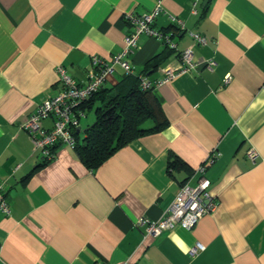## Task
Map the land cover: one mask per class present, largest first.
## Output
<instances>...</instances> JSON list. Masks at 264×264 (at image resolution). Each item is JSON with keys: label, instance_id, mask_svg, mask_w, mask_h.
<instances>
[{"label": "crops", "instance_id": "0c3cea01", "mask_svg": "<svg viewBox=\"0 0 264 264\" xmlns=\"http://www.w3.org/2000/svg\"><path fill=\"white\" fill-rule=\"evenodd\" d=\"M157 4L153 29L170 35L176 50L142 35L127 60L130 76H140L164 53L143 77L168 125L94 171L66 144L44 163L21 126L60 92L57 67L86 83L94 57L110 65L122 51L125 16ZM188 47L198 65L180 72ZM167 69L176 74L160 84ZM126 76L114 66L101 90ZM82 111L94 122V106ZM202 177L214 211L191 230L146 236L137 222L160 220L180 188ZM0 185L10 208L0 213V264H264V0H0ZM197 243L204 250L191 258Z\"/></svg>", "mask_w": 264, "mask_h": 264}, {"label": "built area", "instance_id": "2783aa9c", "mask_svg": "<svg viewBox=\"0 0 264 264\" xmlns=\"http://www.w3.org/2000/svg\"><path fill=\"white\" fill-rule=\"evenodd\" d=\"M197 1L192 0L193 6ZM159 14L160 8L158 4L144 15L127 14L124 21L129 28V32L124 38L122 51L113 57L110 65L94 57L92 59V67L87 74L86 83H76L67 75L64 67H57L56 72L61 86L60 92L56 96L41 102L36 107L35 112L28 116L21 126L22 130L28 134L33 147L40 152L43 160L48 162L54 160L55 149L60 144H66L70 147L74 146L75 141L71 132L79 129V120L84 115L82 106L102 88L107 76L112 73L114 66L120 67L125 75H133V68L127 59L137 48L140 36L146 35L155 38L170 50H176V45L172 43L170 35L159 33L153 29L154 20ZM170 19L172 23L178 24L183 29L180 21L175 18ZM190 37L194 44L198 46L206 45V39L203 36L197 33H190ZM179 60L181 62L180 72H187L198 65L194 61L192 50L189 47L179 53ZM213 66L214 62L212 61L205 63V67L208 69ZM164 73L165 77L160 81V84L169 82L176 74L171 69L165 70ZM140 85L143 90L152 87V84L144 77H141ZM47 119L52 120L53 126L51 130L44 131L41 128V123ZM247 157L254 161L256 154L250 151ZM198 171L204 176V167L199 168ZM209 186V181L204 177L201 178L195 187L183 185L160 220L149 221L141 219L137 224L144 226L146 236L151 238H157L162 233L171 231L176 227L191 230L204 216L215 209ZM1 191L2 187L0 185V213L3 216H9L10 208L5 202ZM203 250L204 247L197 243L189 251V256L193 258Z\"/></svg>", "mask_w": 264, "mask_h": 264}, {"label": "trees", "instance_id": "16d2710c", "mask_svg": "<svg viewBox=\"0 0 264 264\" xmlns=\"http://www.w3.org/2000/svg\"><path fill=\"white\" fill-rule=\"evenodd\" d=\"M165 49L170 50L166 45ZM164 56V53L156 55L140 76L127 75L116 87L100 89L85 103L87 107H95V120L82 137L76 131L71 135L75 141L73 151L87 170H96L131 141L159 133L168 125L152 94L153 88L143 90L140 85L141 77L158 68ZM177 164L169 163L168 169L174 170Z\"/></svg>", "mask_w": 264, "mask_h": 264}, {"label": "rangeland", "instance_id": "374dc122", "mask_svg": "<svg viewBox=\"0 0 264 264\" xmlns=\"http://www.w3.org/2000/svg\"><path fill=\"white\" fill-rule=\"evenodd\" d=\"M81 122H80V126H81V130H85L87 126L91 125L93 122V113H86L82 118H81ZM83 133L80 134V136H82Z\"/></svg>", "mask_w": 264, "mask_h": 264}, {"label": "water", "instance_id": "95a60500", "mask_svg": "<svg viewBox=\"0 0 264 264\" xmlns=\"http://www.w3.org/2000/svg\"><path fill=\"white\" fill-rule=\"evenodd\" d=\"M81 133V130L80 129H77L76 130V134L78 135V134H80Z\"/></svg>", "mask_w": 264, "mask_h": 264}]
</instances>
